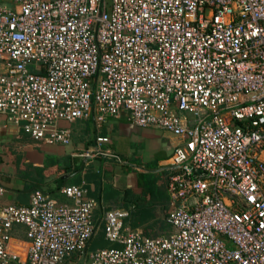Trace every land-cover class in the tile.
<instances>
[{
	"label": "built area",
	"instance_id": "obj_1",
	"mask_svg": "<svg viewBox=\"0 0 264 264\" xmlns=\"http://www.w3.org/2000/svg\"><path fill=\"white\" fill-rule=\"evenodd\" d=\"M0 115L36 144L68 145L60 123L123 115L178 138L162 236L104 215L82 186L58 203L35 188L0 205V264H264V0H0ZM105 139L84 156L122 163ZM5 188L0 184V198ZM26 228L25 258L9 251Z\"/></svg>",
	"mask_w": 264,
	"mask_h": 264
},
{
	"label": "crops",
	"instance_id": "obj_2",
	"mask_svg": "<svg viewBox=\"0 0 264 264\" xmlns=\"http://www.w3.org/2000/svg\"><path fill=\"white\" fill-rule=\"evenodd\" d=\"M3 1L11 4V0ZM59 125L71 132L68 145L36 144L0 115V184L5 188L0 205L27 206L35 188H41L60 204L71 205V200L61 194V186H82L87 198L96 202L93 220L99 230L104 226L107 211L121 209L130 212L123 223L131 231L148 237L164 235L170 210L167 165L180 140L157 129L138 127L125 115L103 123L95 122L91 116ZM96 138L105 139L100 149L113 151L122 163L101 156H84L97 145ZM147 179L156 180L155 188L143 193ZM142 211H148L146 216L137 214ZM11 235L9 251L24 259L28 245L26 228L14 226ZM70 262L81 261L73 256L62 264Z\"/></svg>",
	"mask_w": 264,
	"mask_h": 264
},
{
	"label": "trees",
	"instance_id": "obj_3",
	"mask_svg": "<svg viewBox=\"0 0 264 264\" xmlns=\"http://www.w3.org/2000/svg\"><path fill=\"white\" fill-rule=\"evenodd\" d=\"M155 182H156V180H154V179H147V182L143 186V193L152 192V190H154V188H155ZM143 196H144V194H143ZM147 213H148V211H145V212H143V211L142 212H137L138 215L139 214H142L144 216H146ZM111 247H114V246H111L105 240L104 230L102 228L101 230H99L96 233V235L91 240V243H90V246H89V250L90 251H97V250H101V249H108V248H111Z\"/></svg>",
	"mask_w": 264,
	"mask_h": 264
},
{
	"label": "water",
	"instance_id": "obj_4",
	"mask_svg": "<svg viewBox=\"0 0 264 264\" xmlns=\"http://www.w3.org/2000/svg\"><path fill=\"white\" fill-rule=\"evenodd\" d=\"M64 187H65V184H63V185L61 186V190H62ZM61 190H60V191H61Z\"/></svg>",
	"mask_w": 264,
	"mask_h": 264
},
{
	"label": "rangeland",
	"instance_id": "obj_5",
	"mask_svg": "<svg viewBox=\"0 0 264 264\" xmlns=\"http://www.w3.org/2000/svg\"><path fill=\"white\" fill-rule=\"evenodd\" d=\"M165 134H169V133H165ZM71 263L74 264L73 262H70V264H71Z\"/></svg>",
	"mask_w": 264,
	"mask_h": 264
}]
</instances>
